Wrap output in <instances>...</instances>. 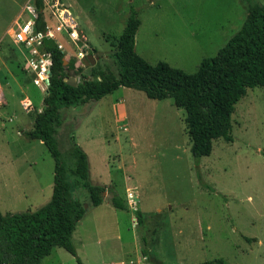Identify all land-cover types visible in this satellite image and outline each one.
I'll use <instances>...</instances> for the list:
<instances>
[{
    "label": "rangeland",
    "instance_id": "374dc122",
    "mask_svg": "<svg viewBox=\"0 0 264 264\" xmlns=\"http://www.w3.org/2000/svg\"><path fill=\"white\" fill-rule=\"evenodd\" d=\"M26 2L0 0L2 214L36 209L49 199L52 185V157L40 141L23 135L42 107L45 89L32 83L22 48L5 32L21 20L17 17ZM64 2L77 16L85 43L114 73L111 41L132 11L140 22L135 52L149 64L164 61L192 73L239 28L247 4H264V0ZM57 40L65 50L63 58L73 59V45ZM71 76L76 82L83 80L81 74ZM24 99L27 108L21 106ZM59 117L54 140L66 168L65 180L72 196L86 204L71 236L82 264H203L214 259L264 264L263 88H247L234 104L232 141L213 140L210 154L197 162L189 152L184 112L171 98L150 99L142 91L120 86L98 100L60 108ZM73 143L87 156L89 182L103 187L98 206L85 203V190L68 172ZM112 195L123 199L127 209H112ZM127 200L142 213V225L135 224ZM139 233L147 259L140 253ZM39 264L77 262L54 247Z\"/></svg>",
    "mask_w": 264,
    "mask_h": 264
},
{
    "label": "trees",
    "instance_id": "16d2710c",
    "mask_svg": "<svg viewBox=\"0 0 264 264\" xmlns=\"http://www.w3.org/2000/svg\"><path fill=\"white\" fill-rule=\"evenodd\" d=\"M35 26L43 28L41 3L35 1ZM135 11L111 41L114 49L110 57L116 72L99 60L95 48L91 52L97 60L91 67H74V59L63 64L64 52L49 38L41 40V47L50 56L48 84L42 96V107L35 112L32 127L24 131L28 139L40 141L53 159V175L49 199L34 210L0 212V264H39L52 248L60 247L82 264L71 241L76 223L83 216V201L74 198L65 180L66 168L59 159L54 140L55 128L60 125L59 110L86 100H98L118 87L142 91L147 98H171L173 105L184 112L183 122L189 140V152L197 162L212 150L216 139L232 141L231 120L234 104L247 88L264 89V4L250 3L239 28L208 58L199 61L197 69L186 73L164 61L149 64L134 50V35L139 26ZM58 38H61L58 36ZM82 75L74 87L66 84L71 75ZM73 160L69 174L86 192L87 205L101 204L103 187L88 180V161L85 152L73 143ZM209 188V187H207ZM210 189V188H209ZM110 205L116 210L127 206L118 195H112ZM136 225L143 224L140 211H132ZM143 235L139 233L140 253L147 259ZM203 264H226L214 259Z\"/></svg>",
    "mask_w": 264,
    "mask_h": 264
},
{
    "label": "built area",
    "instance_id": "2783aa9c",
    "mask_svg": "<svg viewBox=\"0 0 264 264\" xmlns=\"http://www.w3.org/2000/svg\"><path fill=\"white\" fill-rule=\"evenodd\" d=\"M35 1L27 0L17 17L21 20H15L12 27L5 32L11 42L22 48L21 52L24 53L27 68L32 73V83L45 89L48 84V68L51 61L49 54L41 47L43 38L54 40L57 43V48L62 51L64 49L57 40L58 36L67 39L74 47V67H83L81 59L92 53L90 47L85 43L84 36L80 33L77 16L70 11L64 0H39L43 16L41 30L35 26L37 17ZM22 15L24 17H21ZM21 106L27 108L29 102L24 99ZM127 197L131 198V195L128 193ZM127 204L129 209L134 211V203L127 200Z\"/></svg>",
    "mask_w": 264,
    "mask_h": 264
},
{
    "label": "water",
    "instance_id": "95a60500",
    "mask_svg": "<svg viewBox=\"0 0 264 264\" xmlns=\"http://www.w3.org/2000/svg\"><path fill=\"white\" fill-rule=\"evenodd\" d=\"M66 60L63 58V64H65ZM81 62L83 64V67H91L95 64L96 62V57H94L92 54H87L85 55L82 59ZM65 82L67 85L74 87L76 85V80L74 77L70 76L67 79H65ZM46 93V89L44 90V94ZM85 205H83V207H85Z\"/></svg>",
    "mask_w": 264,
    "mask_h": 264
},
{
    "label": "crops",
    "instance_id": "0c3cea01",
    "mask_svg": "<svg viewBox=\"0 0 264 264\" xmlns=\"http://www.w3.org/2000/svg\"><path fill=\"white\" fill-rule=\"evenodd\" d=\"M64 49V48H63ZM63 52H65V50H63ZM6 72V71H5ZM6 74H7V72H6ZM2 98H4V93L1 91V87H0V102L2 101ZM3 102V101H2ZM1 104V103H0ZM122 107H120V109H121ZM100 205V204H99ZM98 206V205H97ZM112 209H114L112 206H110ZM111 209V210H112ZM75 230V229H74ZM74 232V231H73ZM78 242H82V240H78Z\"/></svg>",
    "mask_w": 264,
    "mask_h": 264
}]
</instances>
